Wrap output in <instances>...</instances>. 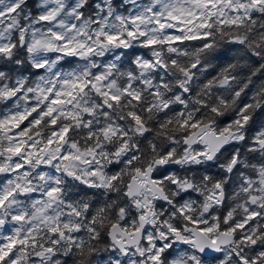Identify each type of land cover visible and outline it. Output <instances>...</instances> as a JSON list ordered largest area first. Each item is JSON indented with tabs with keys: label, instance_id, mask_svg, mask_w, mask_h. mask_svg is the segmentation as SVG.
<instances>
[{
	"label": "snow or ice",
	"instance_id": "6c2138e0",
	"mask_svg": "<svg viewBox=\"0 0 264 264\" xmlns=\"http://www.w3.org/2000/svg\"><path fill=\"white\" fill-rule=\"evenodd\" d=\"M262 112L264 0H0V264H264Z\"/></svg>",
	"mask_w": 264,
	"mask_h": 264
},
{
	"label": "trees",
	"instance_id": "16d2710c",
	"mask_svg": "<svg viewBox=\"0 0 264 264\" xmlns=\"http://www.w3.org/2000/svg\"><path fill=\"white\" fill-rule=\"evenodd\" d=\"M138 51H141L140 49H133L131 50L128 55L131 56L133 53L135 52H138ZM110 58V57H109ZM262 121H264V112L260 113L257 117V120H256V126H258ZM211 171L213 173H215L217 171V169L213 166Z\"/></svg>",
	"mask_w": 264,
	"mask_h": 264
}]
</instances>
